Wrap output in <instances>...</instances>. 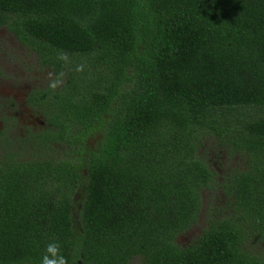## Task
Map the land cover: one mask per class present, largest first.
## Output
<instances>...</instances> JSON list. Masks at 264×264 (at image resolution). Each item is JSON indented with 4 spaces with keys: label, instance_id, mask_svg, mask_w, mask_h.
<instances>
[{
    "label": "trees",
    "instance_id": "trees-1",
    "mask_svg": "<svg viewBox=\"0 0 264 264\" xmlns=\"http://www.w3.org/2000/svg\"><path fill=\"white\" fill-rule=\"evenodd\" d=\"M0 27L54 82L33 154H0V264H264V0H0Z\"/></svg>",
    "mask_w": 264,
    "mask_h": 264
},
{
    "label": "rangeland",
    "instance_id": "rangeland-1",
    "mask_svg": "<svg viewBox=\"0 0 264 264\" xmlns=\"http://www.w3.org/2000/svg\"><path fill=\"white\" fill-rule=\"evenodd\" d=\"M52 83H54L52 72L48 68L39 65L36 62L35 55H32L27 50L22 51L21 44L18 43V41L16 42L13 35L5 28L0 27V103L7 101L8 98L19 101L20 97H18V95L21 96L25 94L23 85L27 86V90H32L38 87H48L50 84L52 85ZM58 86L59 84H55L54 88ZM13 106H17L15 102ZM19 107H21V105H19ZM19 107L15 111L14 120H11L8 114L1 113L0 110V132L3 130L5 122L15 123V126L10 130L9 139L12 142V147L9 151L14 155L20 154L21 156H19V158L21 159H27L35 150L31 148L30 143L25 147L21 146L20 141L22 138L28 137L29 134L32 135L37 126L35 125L34 127L31 123L36 124V120H43L44 115L43 110L34 108L33 111L30 112L32 114L31 118L27 121L26 118L19 120ZM5 117H9V120L6 121ZM21 122L28 124V128L23 132ZM27 130L30 132L29 134L26 133ZM90 144H92V142H90ZM20 147H23L21 152H19ZM2 152L3 150L0 149V154H2ZM199 154L209 167L216 172L219 178L226 172L238 169V167L242 165L241 158L238 155H229L227 148L220 145L217 138L205 139L203 147L199 149ZM202 198L203 207L220 203L219 200H217V194H210V192H203ZM202 213L203 217V210ZM200 228L202 227H192L188 232L179 236L176 241L177 244L182 246L186 245L188 241L192 240L194 235L200 232Z\"/></svg>",
    "mask_w": 264,
    "mask_h": 264
},
{
    "label": "flooded vegetation",
    "instance_id": "flooded-vegetation-1",
    "mask_svg": "<svg viewBox=\"0 0 264 264\" xmlns=\"http://www.w3.org/2000/svg\"><path fill=\"white\" fill-rule=\"evenodd\" d=\"M13 37L15 38L14 35H13ZM17 41L18 40L16 39V42ZM21 48H22V51L23 50H27L32 55H35L36 62L39 65H41L37 55L34 52L30 51L29 49L25 48L22 45H21ZM41 66L44 67L43 65H41ZM23 87H24L25 94H23L21 96L18 95V97H20L19 101H16L14 99H9L8 98L7 101L0 103L1 113L8 114L11 120H14V114H15L16 109L19 107V105H21V107H19L20 108V114L18 116L19 120L23 119V118H26V121H27L29 118L32 117V114L30 112L33 111L34 108L38 109V110L40 109V108H37V106L34 104V102H31L29 100L30 99L29 95L34 90L45 89L46 87H38V88H34L32 90H30V89L27 90V86L26 85H23ZM14 102L16 103L17 106H13ZM1 113H0V116H1ZM9 117H5V120L6 121L9 120ZM7 123L8 122H5V126H4L3 130L0 132V149L3 150L2 154H1L2 155L1 157H3L6 152H10L9 150L12 147V142L9 139V136H10V132H11L10 130H11V128H13L15 126V123H8V124ZM21 123H22V127H23V130H22V132H23V131H25L28 128V124H26L25 122H21ZM35 123L36 124H33V123H31V124L34 125V127L36 125L37 128L34 130L32 135L29 134L30 132L28 130L26 131V133L29 134V135H28V137L26 136V137L21 139V141H20V145L21 146L25 147L28 143H30V146L32 148L33 147V142H34L33 141L34 140L33 137H35V133L41 132L42 130L46 129V127L48 126L45 117L43 118V120H36ZM23 147H20V151L19 152H21L23 150ZM17 155L19 156V154H17ZM82 173L85 174V171H82ZM220 178H221V176H220ZM210 194H211V192H210ZM201 215H202V213H201ZM204 220H205V217L204 218L199 217V222H198L199 224L198 225H200V226L194 225L192 227H204L205 226V224H204L205 221ZM195 236L196 235H194L193 238H195ZM190 244H191V241H188V243L185 246H189ZM134 261H135V259L133 260V263H134ZM136 262L137 261H135V263ZM133 263H131V264H133Z\"/></svg>",
    "mask_w": 264,
    "mask_h": 264
},
{
    "label": "clouds",
    "instance_id": "clouds-1",
    "mask_svg": "<svg viewBox=\"0 0 264 264\" xmlns=\"http://www.w3.org/2000/svg\"><path fill=\"white\" fill-rule=\"evenodd\" d=\"M40 264H68V259L63 255L60 244L52 241L45 246Z\"/></svg>",
    "mask_w": 264,
    "mask_h": 264
}]
</instances>
